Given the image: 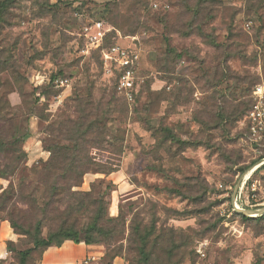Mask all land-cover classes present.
<instances>
[{
  "label": "rangeland",
  "instance_id": "374dc122",
  "mask_svg": "<svg viewBox=\"0 0 264 264\" xmlns=\"http://www.w3.org/2000/svg\"><path fill=\"white\" fill-rule=\"evenodd\" d=\"M2 18L0 137L19 139L20 152L11 146L0 164L23 156L0 177L8 259L30 250L27 264H40V221L42 238L67 225L84 240L101 211L119 224L91 244L95 264L115 254L138 264L132 238L152 223L148 250L183 255L179 264H264V141L251 142L243 121L264 90V0H12ZM112 46L135 55L131 100L117 91ZM53 78L68 83L46 93ZM83 99L107 128L85 153L114 171L94 167L47 208L48 145L69 144L51 131L78 119Z\"/></svg>",
  "mask_w": 264,
  "mask_h": 264
},
{
  "label": "trees",
  "instance_id": "16d2710c",
  "mask_svg": "<svg viewBox=\"0 0 264 264\" xmlns=\"http://www.w3.org/2000/svg\"><path fill=\"white\" fill-rule=\"evenodd\" d=\"M11 1L12 0L0 1V22H3V14L9 7V3ZM120 75L121 72L119 71L117 85ZM53 80H51V83ZM52 85L54 84L52 83L51 85L45 86L44 91H46V93L51 92L52 90L50 89V87L52 88ZM117 91L119 94L121 93L119 90ZM123 97L127 100L125 95ZM79 107L81 115L78 119L64 121L58 128H54L51 131V135H57L58 137H61L64 140L68 141L69 144H60L58 142H54L48 145L50 157L48 162L43 167V173L47 177L45 182V185H47L49 198L48 202L46 203L47 208L57 202L56 197L61 193L60 191L69 192L71 184H77L81 182L85 174L90 172L94 167H99L103 172L114 171L113 167H107L99 164L85 153L88 146L92 142H95V135H102L106 133L105 131L107 128L93 119L94 116L100 117L102 115H105L104 110L102 109V107H99V105H96L92 99L81 100V102L79 103ZM251 107L252 105L250 106V108ZM250 108L245 113L244 117L247 115ZM166 131L171 133L169 128H166ZM174 138H176L175 135ZM176 141L179 142V139L176 138ZM19 143V139H14L9 142L6 141L3 137H0V153L7 152L11 146L14 148V153H19ZM13 155L7 163L0 164V177L10 175L19 167L21 160H23V156H21V154ZM97 204L98 200L94 199L91 203L79 202L78 209H85V211L87 212V210L89 211L90 205L96 207ZM74 205L71 207V209L74 208ZM104 220L105 219L102 216V212L96 211L84 240L80 238V233L78 230H76L72 226L67 225H61L58 230L50 232L46 238H42L40 236L42 222L40 221L37 226V233L31 234L34 244V248L32 249V251L39 249L42 258L43 253L49 247L61 246L67 240H72L76 243H80L83 241L87 245L94 244L99 241V238L106 237L108 235L111 236V233L106 230L108 222H115L119 224L118 218H111L110 221L106 220L105 222ZM12 224L13 227L18 230L13 220ZM135 231L136 232L132 240L141 248L140 256L138 260H136L138 264H179L182 261L183 255L179 257V255H175L172 251L161 256L156 255L154 252H152V249L148 250V247L150 245L156 244L158 240V238L151 239L152 235L155 233V231H157V226L155 223L141 227L138 226ZM20 233L26 235L30 234L29 231H23ZM29 252L31 251L29 250ZM29 252H19L22 256L19 264H27L26 257ZM117 256L119 255L115 254L113 256L111 264ZM176 257H178L177 260H175ZM10 263L16 264L15 259L11 258Z\"/></svg>",
  "mask_w": 264,
  "mask_h": 264
},
{
  "label": "built area",
  "instance_id": "2783aa9c",
  "mask_svg": "<svg viewBox=\"0 0 264 264\" xmlns=\"http://www.w3.org/2000/svg\"><path fill=\"white\" fill-rule=\"evenodd\" d=\"M102 26L103 24L101 22L96 24L97 37H103L104 32L102 30ZM106 56L111 59L112 62H116V65L121 72L117 85L118 90L123 93L127 99H133L131 89L135 79L134 66L136 58L134 53L127 48L112 46ZM65 83H68V79L62 80L55 78L53 80V84L56 88L63 86ZM255 95L252 107L244 117L243 121L246 124V129L251 142L260 144L264 141V90L261 87H258L255 91ZM8 254L9 253L3 255L0 253V264H11L10 259H8ZM94 260V257H86L81 262L76 264H93ZM207 264L217 263L209 262Z\"/></svg>",
  "mask_w": 264,
  "mask_h": 264
},
{
  "label": "crops",
  "instance_id": "0c3cea01",
  "mask_svg": "<svg viewBox=\"0 0 264 264\" xmlns=\"http://www.w3.org/2000/svg\"><path fill=\"white\" fill-rule=\"evenodd\" d=\"M90 246L85 242L65 241L61 246H51L43 253L40 264H76L90 254ZM0 253L7 254L6 248L0 247ZM96 259V257H94ZM95 264V262H93ZM112 264H126L121 257H116Z\"/></svg>",
  "mask_w": 264,
  "mask_h": 264
},
{
  "label": "bare ground",
  "instance_id": "6f19581e",
  "mask_svg": "<svg viewBox=\"0 0 264 264\" xmlns=\"http://www.w3.org/2000/svg\"><path fill=\"white\" fill-rule=\"evenodd\" d=\"M113 208V207H112ZM111 212H112V210H111Z\"/></svg>",
  "mask_w": 264,
  "mask_h": 264
}]
</instances>
